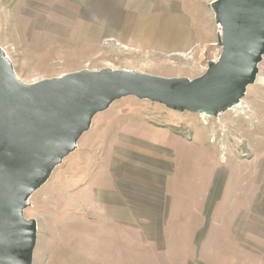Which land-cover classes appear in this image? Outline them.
<instances>
[{
  "label": "rangeland",
  "instance_id": "rangeland-1",
  "mask_svg": "<svg viewBox=\"0 0 264 264\" xmlns=\"http://www.w3.org/2000/svg\"><path fill=\"white\" fill-rule=\"evenodd\" d=\"M217 1L0 0L3 74L32 89L112 74L188 88L220 67ZM10 210L31 264H264V47L230 106L114 99Z\"/></svg>",
  "mask_w": 264,
  "mask_h": 264
},
{
  "label": "water",
  "instance_id": "water-1",
  "mask_svg": "<svg viewBox=\"0 0 264 264\" xmlns=\"http://www.w3.org/2000/svg\"><path fill=\"white\" fill-rule=\"evenodd\" d=\"M215 5L225 31L220 67L188 88L112 74L78 76L60 88L32 89L10 72L3 74L0 62V264L32 261L34 237L11 212L13 200L42 186L58 151L114 99L133 93L211 111L243 95L264 47V0H219Z\"/></svg>",
  "mask_w": 264,
  "mask_h": 264
},
{
  "label": "bare ground",
  "instance_id": "bare-ground-1",
  "mask_svg": "<svg viewBox=\"0 0 264 264\" xmlns=\"http://www.w3.org/2000/svg\"><path fill=\"white\" fill-rule=\"evenodd\" d=\"M217 3H218V1H217ZM217 3H215V4H217ZM176 60H178V58H175Z\"/></svg>",
  "mask_w": 264,
  "mask_h": 264
},
{
  "label": "crops",
  "instance_id": "crops-1",
  "mask_svg": "<svg viewBox=\"0 0 264 264\" xmlns=\"http://www.w3.org/2000/svg\"><path fill=\"white\" fill-rule=\"evenodd\" d=\"M2 61V59L0 58V62Z\"/></svg>",
  "mask_w": 264,
  "mask_h": 264
}]
</instances>
